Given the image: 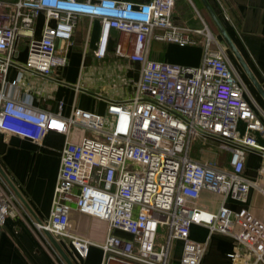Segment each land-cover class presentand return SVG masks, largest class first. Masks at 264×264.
<instances>
[{
    "label": "built area",
    "instance_id": "1",
    "mask_svg": "<svg viewBox=\"0 0 264 264\" xmlns=\"http://www.w3.org/2000/svg\"><path fill=\"white\" fill-rule=\"evenodd\" d=\"M173 5L174 0H0V132L35 143L48 131L68 136L79 127L89 133L77 142L66 139L49 217L34 222L42 235L67 239L80 259L95 245L102 251L101 264H199L206 242L189 237L190 226L198 224L235 239L247 257L253 256L249 264H264V223L245 208L233 211L223 204L226 198L246 202L250 183L241 176L244 154L264 156V145L250 135L263 131V124L244 97L224 45L205 23L193 31L196 37L173 24ZM39 14L43 25L35 38ZM81 16L99 20L94 55L105 56L111 31L117 30L122 38L114 52L140 64L139 78L132 96L108 101L103 114L74 108L65 118L34 107L31 94L17 90L27 74L50 76L66 64L62 42L71 40ZM21 39L27 41L22 63L15 60ZM152 40L200 44L201 62L187 66L150 59ZM10 67L17 70L13 80L7 78ZM239 121L244 123L241 136ZM195 138L220 140L221 148L231 153L230 168L192 158ZM4 183L0 225L23 209ZM202 189L223 197L217 212L185 202L197 199ZM72 207L106 223L102 242L69 230ZM116 230L128 237L116 235ZM176 241L181 246L174 263ZM229 257L245 259L237 250Z\"/></svg>",
    "mask_w": 264,
    "mask_h": 264
},
{
    "label": "crops",
    "instance_id": "2",
    "mask_svg": "<svg viewBox=\"0 0 264 264\" xmlns=\"http://www.w3.org/2000/svg\"><path fill=\"white\" fill-rule=\"evenodd\" d=\"M144 2L147 0H130ZM220 20L235 48L243 59L249 74L244 70L233 53L227 48L218 32L217 38L225 44V52L238 75L244 97L252 106L264 128V0H207ZM208 14L201 0H174L171 10L173 24L196 37L194 30L200 29ZM43 15L39 14L34 24V37L39 38L42 31ZM207 25V24H206ZM156 32H162L158 29ZM100 36V23L96 18L78 17L66 48L67 62L55 67L50 76L27 74L20 82L18 92L31 94L34 107L46 109L67 118L74 108L95 114H103L108 101L125 100L132 96L139 78L140 64L115 54L114 47L122 35L112 30L107 42L105 56L97 58L94 51ZM17 43L15 60L24 62L27 47L20 49ZM202 46L181 45L172 42L152 40L148 57L180 65L198 66L202 57ZM17 75L15 67H10L8 80ZM251 76V77H250ZM259 86L260 90L254 85ZM237 132L241 136L244 123L238 122ZM87 131L74 127L68 136L48 131L39 143L30 139L0 132V185L6 181L22 204V211L7 218L0 225V264H67L47 236L42 235L34 226L35 221H44L49 217L53 192L60 165L61 149L66 139L80 141ZM250 135L260 145H264L263 131H250ZM206 140V139H205ZM209 141L222 142L208 138ZM205 143V142H204ZM224 155L220 168L229 169L230 151L221 148ZM221 150V151H222ZM215 154V152H213ZM206 148L194 151L191 157L212 162ZM214 163V162H212ZM215 164V163H214ZM264 156L256 151H246L241 176L250 183L245 203L226 198L223 204L239 211L245 208L252 216L264 223ZM4 180V182H3ZM223 197L215 192L202 189L195 200H185L207 212H217ZM73 206V205H72ZM69 230L76 235L89 238L96 243L102 242L106 234V223L89 215L76 211L69 212ZM116 235H128L116 230ZM190 239L206 242V249L199 264H249L253 256H246L244 248L235 239L220 232H210L203 225L192 224ZM73 264H101L102 251L91 245L85 258H79L71 248L69 241L55 238ZM181 243L174 242L172 254L176 263ZM238 251L245 259L233 261L229 254ZM248 262V263H247Z\"/></svg>",
    "mask_w": 264,
    "mask_h": 264
},
{
    "label": "rangeland",
    "instance_id": "3",
    "mask_svg": "<svg viewBox=\"0 0 264 264\" xmlns=\"http://www.w3.org/2000/svg\"><path fill=\"white\" fill-rule=\"evenodd\" d=\"M203 17H204V19L206 21L207 26L211 30V32L217 37L218 36L217 33L219 31H218L216 25L214 24L213 20L212 19L210 20V18H208V16L205 13L203 14ZM20 42H21L20 49L21 48L23 49V47H27V41L25 39H21ZM221 43L224 45V48H225V44L223 42H221ZM205 148L211 154H213V152H215V154H213L214 156L210 157L209 160H211L212 162H214L217 165H220L222 159L219 157V155H221V157H222L224 155V151L221 149L220 144L217 143V142L215 143V142L209 141L208 139L205 140L203 138H195L191 142L190 155L194 151H199L200 152L201 149H205ZM165 232H166V228L165 227L159 228V237L163 239L165 237ZM172 245H173V250H174V242H173Z\"/></svg>",
    "mask_w": 264,
    "mask_h": 264
},
{
    "label": "water",
    "instance_id": "4",
    "mask_svg": "<svg viewBox=\"0 0 264 264\" xmlns=\"http://www.w3.org/2000/svg\"><path fill=\"white\" fill-rule=\"evenodd\" d=\"M201 2L203 3V5L206 8L208 14L210 15L211 19L213 20L214 24L216 25V27H217V29H218V31L220 33V36H221L222 40L224 41V43L226 44L227 48L233 53V55L236 57V59L238 60V62L242 65V67L244 68V70L249 74V71H248V69H247V67H246L243 59L241 58L239 52L235 48V45L233 44L231 38L227 34V32L224 29L223 25L221 24L220 20L218 19V17L216 16V14L214 13V11L212 10L211 6L207 2V0H201ZM254 85L260 90L259 86L255 82H254ZM262 95L264 97V94L263 93H262ZM46 235L49 238V240L53 243V245L56 247V249L61 254V256L64 258V260L66 261V263L67 264H73L72 261L69 259V257L66 255V253L59 246V244L57 243V241L55 240V238L51 234H49V233H46Z\"/></svg>",
    "mask_w": 264,
    "mask_h": 264
}]
</instances>
